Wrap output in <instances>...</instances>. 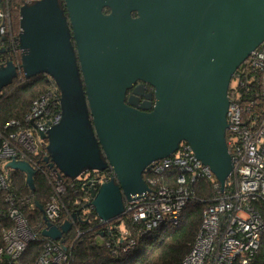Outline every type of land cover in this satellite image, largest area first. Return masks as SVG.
Here are the masks:
<instances>
[{"label":"water","instance_id":"water-1","mask_svg":"<svg viewBox=\"0 0 264 264\" xmlns=\"http://www.w3.org/2000/svg\"><path fill=\"white\" fill-rule=\"evenodd\" d=\"M16 42L19 64L0 63V91L19 72L54 80L59 118L39 133L44 160L59 180L111 172L105 180L84 178V207L101 223L145 196L143 172L181 142L224 189L235 170L226 141L228 90L264 42V0H30L19 8ZM137 80L153 87L150 111L124 101ZM8 168L24 172L34 190L35 167L13 155ZM43 218L49 239L71 229L67 219Z\"/></svg>","mask_w":264,"mask_h":264},{"label":"trees","instance_id":"trees-1","mask_svg":"<svg viewBox=\"0 0 264 264\" xmlns=\"http://www.w3.org/2000/svg\"><path fill=\"white\" fill-rule=\"evenodd\" d=\"M25 1L1 0L7 14V28L2 46L8 48L4 54L0 53L2 63L7 60L19 62L16 37L19 30V8ZM263 74L261 69L250 65L248 58L236 70L228 90L229 98L243 108L244 122L252 131L258 129L264 116ZM42 95L48 97L52 113H59V90L54 80L44 73L27 79L19 72L9 85L1 89L0 141L22 127L33 128L31 123L25 121V116L31 109L32 101ZM10 120L19 121V125L5 128L4 125ZM226 138L229 139L228 134ZM10 146L19 157H23L36 168L33 176L34 190L27 185L24 172L10 168L5 171L7 188L0 190V247L5 244V232L13 226V221L8 215L12 208H19L23 212L27 227L34 236L17 258L18 264H36L46 246L50 244L59 245L65 251L67 258L64 264H180L198 233L204 209L217 195H231L237 191L239 184L236 171L226 180L220 193L211 180L198 177L193 183L195 201L185 207L176 224L162 223L149 231L138 233V226L131 224L125 216L110 221L113 225H118L122 219L131 230L129 238L134 239L135 244L124 250L122 247L116 248L112 242L117 230H111L112 234L109 235L107 225H101L92 208L84 207L87 194L82 183L85 180L82 177L72 179L66 176L59 180L55 176L48 162L44 160L47 154L44 140L40 141L32 152L22 149L14 141H10ZM109 172L107 170L93 176L105 180L110 177ZM150 176L155 177L159 184H176L175 170L152 174L149 169H145L144 180ZM48 202L59 206V215L53 222L61 224L66 219L72 221L71 229L61 240H52L41 234L46 223L44 212L37 203L44 208ZM252 205L264 222V201H253ZM6 262L7 258L3 257L0 264ZM249 264H264V234Z\"/></svg>","mask_w":264,"mask_h":264},{"label":"built area","instance_id":"built-area-1","mask_svg":"<svg viewBox=\"0 0 264 264\" xmlns=\"http://www.w3.org/2000/svg\"><path fill=\"white\" fill-rule=\"evenodd\" d=\"M6 22L7 14L0 0V48L3 47ZM249 63L264 72V42L253 51ZM50 107L46 95L34 99L25 116V121L31 123L33 128L22 127L0 141V190H5L8 185L4 164L13 155L23 159L10 146V141L16 142L22 149L35 151L42 141L39 133L45 132L59 118V113H52ZM227 121L229 139L226 138V141L235 163L234 171L239 177L238 189L231 195H217L204 209L198 233L180 264H249L264 234V222L252 205L253 201H264V116L258 129L252 131L244 122L241 105L230 99ZM15 125H19V121L10 120L4 127ZM148 169L152 174L175 170L176 184H159L155 177H147L145 181L149 191L145 196L126 202L122 216L138 226V233L149 231L162 223H178L185 207L195 201L193 183L198 177L208 178L221 192L210 169L194 156L186 142H181L175 153L154 162ZM43 211L53 221L59 215V206L48 202ZM8 215L13 226L5 232V244L0 247V263L6 257L8 262L4 264H18L17 258L34 236L19 208L10 209ZM101 225H107L109 235L112 234L111 230H117V235L112 239L116 248L128 250L135 244V240L129 238L131 230L124 220L121 219L118 225L112 222ZM66 258L65 251L59 245L50 244L36 264H64Z\"/></svg>","mask_w":264,"mask_h":264},{"label":"flooded vegetation","instance_id":"flooded-vegetation-1","mask_svg":"<svg viewBox=\"0 0 264 264\" xmlns=\"http://www.w3.org/2000/svg\"><path fill=\"white\" fill-rule=\"evenodd\" d=\"M7 51V50H6ZM5 51V52H6ZM4 52V53H5ZM3 53V54H4ZM2 63V62H0ZM124 101L126 104L131 105L133 107H137L138 109L144 110V111H150L155 103L154 98V90L153 87L147 83H143L140 80H137L134 84H132L130 87L126 89L125 92V98ZM150 104V107L142 109L140 106L145 104ZM110 173V172H109ZM95 172H88L85 173V175L82 176V178H92ZM111 175V174H110ZM85 180V179H84ZM86 180L82 183L83 189L85 190L87 197L86 199H89V186H84ZM74 215V214H72Z\"/></svg>","mask_w":264,"mask_h":264}]
</instances>
